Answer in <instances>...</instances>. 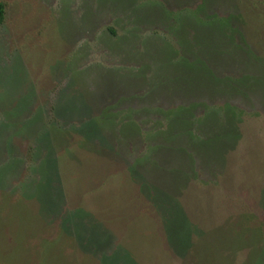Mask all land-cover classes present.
Segmentation results:
<instances>
[{"label":"rangeland","instance_id":"obj_1","mask_svg":"<svg viewBox=\"0 0 264 264\" xmlns=\"http://www.w3.org/2000/svg\"><path fill=\"white\" fill-rule=\"evenodd\" d=\"M0 1L4 245L30 264L264 258V0ZM232 15L195 39L193 19Z\"/></svg>","mask_w":264,"mask_h":264},{"label":"trees","instance_id":"obj_2","mask_svg":"<svg viewBox=\"0 0 264 264\" xmlns=\"http://www.w3.org/2000/svg\"><path fill=\"white\" fill-rule=\"evenodd\" d=\"M4 12H5V4H4V2L0 1V25L2 24V22L4 20ZM236 18H238L239 21L241 20V16L240 15H236V17L234 15H232V17H229V18L228 17L227 18H220V17L207 16L205 19H203V20L202 19H198V21H196V22L192 18L193 21H194V25L195 26H192V25L191 26L193 27V30H194V33H195V39L198 40V42H201V41L202 42L205 41L206 43L211 42L210 41V39L212 40L211 33H209V32L207 33L206 30H207V28L212 29V27L217 26L218 29L222 31V34L224 36V37L221 38V40H224L225 38H227L226 35H225V30H226L225 27L230 26L228 28L230 30L234 31V28L232 27V22L234 23ZM193 21H191V22L193 23ZM196 23H197V25H196ZM237 29H239V26H238ZM203 31L206 32L205 35L200 34ZM211 31H212L213 37H215L216 33L214 32V30H211ZM239 35H240V33H239ZM240 40H241L242 43L246 42V40H244L243 36H240ZM225 43H228L227 45H230L228 40L225 41ZM246 44H247V42H246ZM194 67L195 66H192L190 68L194 69ZM214 82L217 83L216 79L214 80ZM227 109L231 110L232 108L231 107H227ZM228 118H230V117H228ZM232 119H233V117L231 116V120ZM228 120H230V119H228ZM11 213L14 216H17L19 214L17 208L15 210L13 209V211ZM7 223L10 225V220H6V221L2 220V221H0V227H2L3 225H5ZM20 224H21V222H20ZM20 230H24L22 224H21V227H17L16 230H14L15 231L14 234L17 237L22 236V234L25 232V231L21 232ZM248 232H249V234L252 233L255 236L256 235H259V236L261 235L260 227H252L251 229H248ZM251 238H253V237H251ZM260 250H261V248H259L258 252H257V249L254 250L253 252H251V254L249 256L250 257V261L249 262L251 264H264V258L262 259L259 256ZM21 253H23V254L27 253V249H22V243H21V241L19 239L15 240V244L14 245H12L11 243L10 244L8 243V246H7V245L3 244L2 238L0 237V263L1 264H30L28 260H25V257L28 258V256H24ZM44 253H45V251H44ZM38 254L41 257L40 261L38 262V264H44V259L41 256L42 252L40 251ZM205 264H207V263H205Z\"/></svg>","mask_w":264,"mask_h":264}]
</instances>
